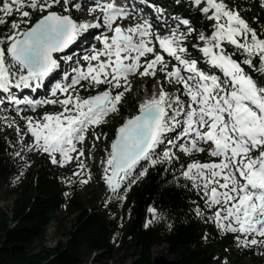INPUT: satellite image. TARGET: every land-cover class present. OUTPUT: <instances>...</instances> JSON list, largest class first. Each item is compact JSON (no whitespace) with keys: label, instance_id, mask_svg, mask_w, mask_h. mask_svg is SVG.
<instances>
[{"label":"snow or ice","instance_id":"obj_1","mask_svg":"<svg viewBox=\"0 0 264 264\" xmlns=\"http://www.w3.org/2000/svg\"><path fill=\"white\" fill-rule=\"evenodd\" d=\"M254 10L264 12V0L235 7L232 0H129L128 8L105 0H0V126L16 134L4 141L14 145L15 164L22 168L28 153L41 152L57 167L75 161L73 175L87 183L83 142L103 137L105 206L124 202L151 169L194 197L187 219L264 255V33ZM131 16L143 20L124 28ZM130 76L160 87L108 140L101 125L123 107ZM42 89L53 99L40 98ZM47 105L61 110L35 118ZM205 151L216 160H182ZM146 212L145 230L157 221L171 229L180 219L154 205Z\"/></svg>","mask_w":264,"mask_h":264},{"label":"trees","instance_id":"obj_2","mask_svg":"<svg viewBox=\"0 0 264 264\" xmlns=\"http://www.w3.org/2000/svg\"><path fill=\"white\" fill-rule=\"evenodd\" d=\"M244 2L241 0L237 5ZM244 14L248 18L249 13ZM251 15L261 18L259 31L264 33V12L254 10ZM194 22L203 24L204 20L198 18ZM120 111L126 113L123 107ZM10 137L0 126V179L10 177L19 168L12 152L14 145L4 143ZM161 180L162 177L150 169L145 179L129 190L123 204L110 201L101 208L106 201L100 197V206L88 208L77 196L75 187L58 180L49 165L43 167L37 185H31L34 193L25 202L17 203L11 213L0 210V264H81L85 255L117 250L132 251L131 257L135 259L132 264H150L154 259L153 249L162 245L182 264H214L217 248L226 250L227 254L234 252L239 258L251 256L264 264V255L255 248L238 247L228 234H217L195 216L187 219L185 214L191 215L193 209L188 205L193 203L194 197L171 189L170 182L163 184ZM65 191H70L71 195L66 197ZM153 205L165 213L172 212L173 221L179 216L176 226L169 229L157 221L156 226L145 230L142 224L148 217L146 209ZM61 210L78 214L70 226L59 224L56 227L62 231L66 243L61 241L55 248H41L36 252L29 250L32 242L42 240L46 228L54 224ZM212 230L214 237L202 239V233Z\"/></svg>","mask_w":264,"mask_h":264},{"label":"rangeland","instance_id":"obj_3","mask_svg":"<svg viewBox=\"0 0 264 264\" xmlns=\"http://www.w3.org/2000/svg\"><path fill=\"white\" fill-rule=\"evenodd\" d=\"M35 19V17H33ZM138 77H134L131 80V89L126 93L124 98L125 104L133 102V103H140L141 98L145 95L140 93V90L143 89L142 85L138 84ZM153 81L152 78H148L147 81ZM154 86L160 87V81H153ZM167 87V85H164ZM154 88V87H153ZM157 90V89H153ZM150 91V92H152ZM95 90L93 89L92 92H88L86 90H82V95H89L94 94ZM149 92V93H150ZM148 94V93H146ZM57 111L55 109L48 110L49 114H54ZM33 115V114H28ZM42 114H35V118H41ZM128 117H125L124 120L126 121ZM19 122L21 123L22 131L24 130L22 118L17 117ZM123 120V121H124ZM120 119L116 116L113 118H109L105 122L107 139L111 140L113 138L114 132L120 127ZM7 132L13 136L16 134L13 132L12 129H7ZM91 141L92 138H89ZM97 142V141H95ZM93 141L92 143L87 144L84 148L85 157L83 158L86 164V168L82 171V176H87L90 173V179H88L87 183H81V176H74L73 173L77 171L75 166V161L72 165L67 166L63 169L58 168L57 176L60 179L65 180L71 179L73 183L71 185H75L78 189V197L88 205L90 208L98 205V198L104 195L106 198L107 189L105 184L102 182L101 175L105 167L103 168L104 159L106 156V141L101 138L99 144H95ZM90 145L93 147L89 148ZM206 156L211 157L207 151L204 152ZM213 158V157H211ZM206 158H196L194 160H198L199 162L204 163ZM184 160V157H182ZM213 161V160H212ZM207 162V161H206ZM41 169V161L36 154V152L28 153L26 156V161L24 167L19 169V175L17 173L9 179L0 180V210L5 213H11L14 207L19 202H25V199L31 196L34 193V187H31L32 183H36L35 176L39 173ZM106 171V170H105ZM251 175V174H250ZM258 175V174H257ZM31 187V188H29ZM77 214H69L66 211L59 212L58 219L54 222L51 227L46 228L44 236L42 237L41 241H34L32 242L28 248L31 251H39L41 248H55L59 242L66 243V239L62 237V231L57 230L56 227L60 225L70 226V224L76 220ZM131 252L125 251H114L112 253L103 252V253H93L92 255H85L82 258L81 264H132L135 259L131 257ZM154 256L157 258L164 257L167 260L173 261L175 258L165 251L163 247H155L153 250Z\"/></svg>","mask_w":264,"mask_h":264},{"label":"water","instance_id":"obj_4","mask_svg":"<svg viewBox=\"0 0 264 264\" xmlns=\"http://www.w3.org/2000/svg\"><path fill=\"white\" fill-rule=\"evenodd\" d=\"M151 264H181V263L171 262V261H168L165 258L161 257V258L154 260Z\"/></svg>","mask_w":264,"mask_h":264},{"label":"bare ground","instance_id":"obj_5","mask_svg":"<svg viewBox=\"0 0 264 264\" xmlns=\"http://www.w3.org/2000/svg\"><path fill=\"white\" fill-rule=\"evenodd\" d=\"M155 89H157V88H155ZM157 91H158V89H157V90H153L152 92H150V93H148V94L145 93V95L141 98V102H143V101H147V98H149L151 95L155 94ZM141 102H140V103H141ZM104 167H105V170L107 171L105 165H104Z\"/></svg>","mask_w":264,"mask_h":264}]
</instances>
